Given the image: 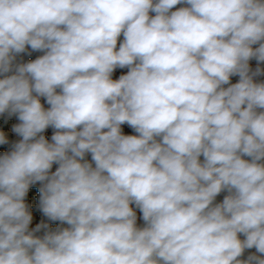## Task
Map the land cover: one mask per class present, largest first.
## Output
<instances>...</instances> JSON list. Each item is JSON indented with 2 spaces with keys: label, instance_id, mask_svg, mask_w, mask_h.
Masks as SVG:
<instances>
[{
  "label": "clouds",
  "instance_id": "9594fccd",
  "mask_svg": "<svg viewBox=\"0 0 264 264\" xmlns=\"http://www.w3.org/2000/svg\"><path fill=\"white\" fill-rule=\"evenodd\" d=\"M261 41L264 0H0V74L44 52L0 79L22 137L0 157V264H264L237 260L264 253ZM45 181L43 213L70 227L40 239L24 198Z\"/></svg>",
  "mask_w": 264,
  "mask_h": 264
},
{
  "label": "built area",
  "instance_id": "2783aa9c",
  "mask_svg": "<svg viewBox=\"0 0 264 264\" xmlns=\"http://www.w3.org/2000/svg\"><path fill=\"white\" fill-rule=\"evenodd\" d=\"M150 15L154 16L155 13L150 12ZM123 39H124L123 34H121V36L118 38L117 49L119 48L120 43L123 42ZM260 43H264V41H261ZM252 47L253 49L259 47V43L252 45ZM28 48H30V46H26L24 52H27ZM31 61L33 60L23 57L20 53L14 54V59L12 61L11 70L8 73L0 74V79H3L6 76L15 74L16 67L18 65L26 64ZM248 65H249V75L252 76L253 82L254 83H264V62L258 61L255 57H253L248 61ZM257 69H259V74L253 75V73L257 72ZM128 70L129 69L127 67L123 69L117 68L116 70H114L112 74V79L116 80L119 78L120 75L127 74ZM239 79L240 78L238 75H233L230 77L229 84L222 85V87L227 88L231 84L239 82ZM59 91L60 90L57 89L58 93ZM33 95L35 96L36 94L33 93ZM38 98L40 99L42 106L45 108V110H47L50 107V105L47 104L46 98L45 97H38ZM260 111H264V109H257V112H260ZM5 112L9 113L10 111H5ZM0 123H2L4 127L3 130H0V133H4L7 139L18 140V141L22 140V137L14 131V127L21 123V121L18 119V113L10 112V114L8 115L1 113ZM55 131L56 130L54 128L49 126L47 129L44 130V132L39 133L37 138H39L40 135H43L48 140L49 143H52L51 137ZM121 132L124 135H138V133H136L135 130L132 129L126 123L121 125ZM156 139L159 141L160 137H157ZM242 158L249 160V161L251 160V158L247 156H243ZM200 160L201 162H203V156L200 157ZM81 162L82 163L88 162L92 164L93 167H95V163L94 161H92L91 153H86ZM259 163H264V160L259 161ZM228 194L229 193L227 192V190L222 191L219 195H217V197L213 201L212 206H215V204H218V203H222L224 197L227 196ZM40 195H41L40 192H37L33 195H26L24 198V202L26 204L28 212L32 216V219L29 223L27 231L31 233L34 237L43 239L46 234L54 233V232L63 230L64 228H68L70 226L66 222H61L59 220L53 221L43 213L41 204H40ZM130 207H132L133 211L136 214V218H137L136 226L138 228L145 227L146 224L142 219L141 210L138 207H136L134 203L130 204ZM238 238L241 241H244L246 239V236L243 233H239ZM250 257H257L259 259H264V253H259L255 247L245 248L242 254L239 257H237V260L241 262H247L249 261ZM251 264H256V262L252 261Z\"/></svg>",
  "mask_w": 264,
  "mask_h": 264
},
{
  "label": "rangeland",
  "instance_id": "374dc122",
  "mask_svg": "<svg viewBox=\"0 0 264 264\" xmlns=\"http://www.w3.org/2000/svg\"><path fill=\"white\" fill-rule=\"evenodd\" d=\"M181 7H188V5L183 4V3L178 4L171 11H175ZM20 54L27 59L34 60V59L44 55V52L43 51H33L30 47L27 49V52H22ZM2 114L8 115V114H10V112L9 113L4 112ZM3 129H4V127H3L2 123H0V130H3ZM0 134H3L5 137L4 133H0ZM5 140L7 141L5 144H0V157H2L5 154H9L11 151L14 150L15 145L20 142L18 140L7 139L6 137H5ZM58 167H59V165L57 163H54L52 168L49 170V175H51V173L55 172V170ZM44 183H46V181L45 182H36V183L30 185L27 195H33L37 192H40L39 190L41 187H43Z\"/></svg>",
  "mask_w": 264,
  "mask_h": 264
}]
</instances>
